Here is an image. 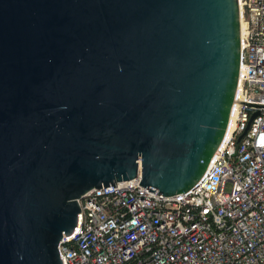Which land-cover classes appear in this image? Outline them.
<instances>
[{"label":"water","instance_id":"water-1","mask_svg":"<svg viewBox=\"0 0 264 264\" xmlns=\"http://www.w3.org/2000/svg\"><path fill=\"white\" fill-rule=\"evenodd\" d=\"M239 62L238 0H0V264H62L93 188L193 186Z\"/></svg>","mask_w":264,"mask_h":264},{"label":"built area","instance_id":"built-area-1","mask_svg":"<svg viewBox=\"0 0 264 264\" xmlns=\"http://www.w3.org/2000/svg\"><path fill=\"white\" fill-rule=\"evenodd\" d=\"M238 6L240 89L223 145L184 192L156 194L138 175L83 194L62 264H264V0Z\"/></svg>","mask_w":264,"mask_h":264},{"label":"bare ground","instance_id":"bare-ground-1","mask_svg":"<svg viewBox=\"0 0 264 264\" xmlns=\"http://www.w3.org/2000/svg\"><path fill=\"white\" fill-rule=\"evenodd\" d=\"M243 29H244V24L241 21L240 22V33H242ZM239 89H240V81H238V83H237V93H238ZM235 105L236 104L233 103V105L231 107L230 115H229V119H228V124H227L226 130H225V134H224L223 140H222L221 144L219 145L220 147L223 145L225 139L228 137V135L230 134V132L234 128L235 117H236V106Z\"/></svg>","mask_w":264,"mask_h":264}]
</instances>
